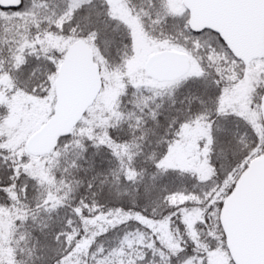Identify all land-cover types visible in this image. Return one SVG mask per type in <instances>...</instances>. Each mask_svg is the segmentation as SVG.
<instances>
[{
  "label": "snow or ice",
  "instance_id": "obj_1",
  "mask_svg": "<svg viewBox=\"0 0 264 264\" xmlns=\"http://www.w3.org/2000/svg\"><path fill=\"white\" fill-rule=\"evenodd\" d=\"M0 264H264V0H0Z\"/></svg>",
  "mask_w": 264,
  "mask_h": 264
}]
</instances>
